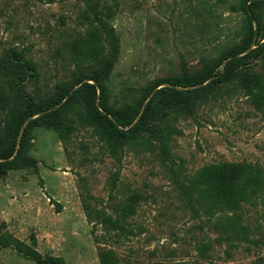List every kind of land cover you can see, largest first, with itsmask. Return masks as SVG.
Instances as JSON below:
<instances>
[{"label":"rangeland","instance_id":"374dc122","mask_svg":"<svg viewBox=\"0 0 264 264\" xmlns=\"http://www.w3.org/2000/svg\"><path fill=\"white\" fill-rule=\"evenodd\" d=\"M249 2L0 0V229L41 255L0 247V264H264V2L257 27ZM148 99L139 128L117 124ZM224 162L247 182L206 212L201 170Z\"/></svg>","mask_w":264,"mask_h":264},{"label":"trees","instance_id":"16d2710c","mask_svg":"<svg viewBox=\"0 0 264 264\" xmlns=\"http://www.w3.org/2000/svg\"><path fill=\"white\" fill-rule=\"evenodd\" d=\"M250 2L247 4V12H248V19L249 23L252 21L256 22V27L259 25L260 22V6L263 4L264 0H249ZM104 10L107 11L106 14L103 13L102 9H93V7L90 4H86L85 9L82 12V15H94V18L98 15H109L110 14V7L104 6ZM100 20V18H99ZM94 22V20H91ZM104 30L109 37V42L113 50V54L109 61L105 65V72H108L110 68L112 67L113 63L115 62L117 58V42L118 39L116 38L113 28L111 26H108L107 24L104 25ZM94 41V35L93 32H87L85 33V36H80L75 38L71 44H70V56L71 59L74 62L81 61L85 58H87L90 55V44ZM249 46V42L242 46L240 49H233L231 52H228L225 57H232L234 54H238L240 52H243L246 50V48ZM221 63V62H220ZM230 64V60L226 61L223 66L224 72L227 71ZM209 76L200 78L198 80L193 79H179V78H172L169 79L167 82L169 84L168 87H164L167 90H175V86H194L197 82H203L206 78ZM95 81L98 82V79L95 78ZM87 84V83H86ZM93 87L92 85H89ZM147 98V97H146ZM150 99L147 100V103L143 108L139 106V108L133 113L132 116H129L126 118L125 115H121L120 117H117L115 120L118 125L121 127H126V131H131L139 128V125L142 121L143 113L146 109V106L148 104ZM141 108V109H140ZM142 111L140 114L139 112ZM37 112V111H36ZM94 114L96 116H103L102 113L97 108L93 109ZM35 111H33L34 114ZM137 117V120L134 121V119ZM216 169H219L221 174H216ZM171 170H173L171 168ZM203 176L200 177V180L198 181V184L201 187V194L200 199L202 201L201 206L204 207V210L206 212H212L210 209L214 205L213 197L215 194V191L217 190L218 185L222 186L226 192L220 195L221 198L219 200L221 201L220 204L225 206L227 209H231L236 207L237 200L234 199L233 196L228 194L229 187H232L236 185L239 181H246L247 180L243 177L241 174V171L239 169V166L237 164L232 163H221L219 165H213L209 164L202 168ZM174 172V171H173ZM209 213V214H210ZM3 225V223L0 225ZM224 239L228 240L229 238L226 236ZM0 247H9L11 248L17 255H19L22 258L26 259H33L38 260L40 258V253L36 249V239L31 236L30 237V243L25 242L24 240H21L17 237H15L12 233L8 231L1 232L0 229ZM50 264H65L64 261L60 257H49ZM105 264H125L117 261L116 259L107 256L105 258Z\"/></svg>","mask_w":264,"mask_h":264}]
</instances>
